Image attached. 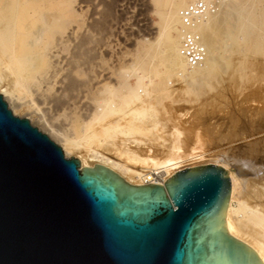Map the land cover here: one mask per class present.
Instances as JSON below:
<instances>
[{"label":"rangeland","instance_id":"1","mask_svg":"<svg viewBox=\"0 0 264 264\" xmlns=\"http://www.w3.org/2000/svg\"><path fill=\"white\" fill-rule=\"evenodd\" d=\"M229 5L225 23L218 22L217 30L210 31L220 64L212 76L201 81V87H185L190 70L171 67L174 51L161 37L167 24L175 32L181 0H62L65 14L73 13L76 18L62 29L60 46H55L58 34L53 29L55 40L47 44L46 64H40L47 83L38 88L23 78L18 90L21 107L1 95L14 115L26 116L38 125L64 155L63 139L77 143L79 147L66 159L81 162L85 150L116 158L123 146L120 139L134 136L144 153L147 149V157L164 161L178 131L177 145L187 160H182L180 171L206 165L236 168L244 187L253 194L254 177L247 173L248 165L260 167L264 176V0H230ZM169 15L173 19L168 21ZM71 33L81 44L76 54ZM3 72L5 81L12 83L14 76L8 70ZM139 76L147 82L141 95L148 116L134 121L137 103L124 101L123 85ZM70 77L77 81V88L68 91ZM136 122L142 123L145 134L128 133ZM102 129L113 138L99 135ZM191 153L205 157L188 161L186 155ZM154 165L150 162L149 168ZM261 198L260 205L264 203Z\"/></svg>","mask_w":264,"mask_h":264},{"label":"water","instance_id":"2","mask_svg":"<svg viewBox=\"0 0 264 264\" xmlns=\"http://www.w3.org/2000/svg\"><path fill=\"white\" fill-rule=\"evenodd\" d=\"M79 165L0 94V264H263L222 228L223 168L136 187Z\"/></svg>","mask_w":264,"mask_h":264},{"label":"bare ground","instance_id":"3","mask_svg":"<svg viewBox=\"0 0 264 264\" xmlns=\"http://www.w3.org/2000/svg\"><path fill=\"white\" fill-rule=\"evenodd\" d=\"M61 1L62 0H0V94H3L4 97H8L11 103L18 104L20 101L21 94L19 95L18 90H20L22 87L23 78L38 88L42 87L43 85L45 86V84L47 83L46 76L43 75V73L45 72V69L43 67H40V64L42 62L46 64L44 60H45V57L48 51L46 49L47 44L49 43V41L51 42L56 39L55 46H60L62 29H64L65 26H69L70 24H73L76 18L75 14L73 13L65 14V12L61 8ZM155 1H160V0H155ZM187 1L188 0H181V7H183L187 3ZM229 4H230V0H224L220 5L219 10L215 14L210 15L206 19V21H204L198 28V31L202 35L203 43L207 48V58L201 67H197L194 69H188L185 65L184 60L181 58V56L178 53L179 18L177 20V26H176L175 32H172L168 24L164 27L161 37L166 39L167 44H169L174 51V55L172 57V61L170 64L171 67L181 68L185 70L187 69V71L190 70V72L187 73L185 77V84H186V85L184 84L185 87L193 88L194 86H196L195 88H197V85H200L203 79H208L210 76H212L214 70L220 64L219 56L216 53L217 48L215 47L214 39L210 31L215 32L217 30V24H220L218 22L223 21L224 18H226L227 14L230 13ZM171 18L173 19V17L169 15L168 21ZM53 29H56L55 33L58 34L57 35L58 38L54 39V37L52 36ZM71 35H72L71 39L75 44V54H76L77 53L76 50L80 48L81 44L77 41V36L75 34L71 33ZM83 42L85 41L83 40ZM84 56H83V59H84ZM50 58H52L51 55H50ZM69 67L71 66L69 65ZM4 70H6V72L8 70L10 74L14 76V79H13L14 81L12 83H8L10 81L9 78H7L9 79L8 82L5 81L6 76H5V73L3 72ZM82 70L84 71V69ZM15 72L17 74L21 73V75L18 77L15 75ZM7 75L10 76L9 74ZM67 81H68V84L66 85L67 87L66 89L68 91H71L77 88V85H76L77 81L75 82L73 78L70 77L68 78ZM146 84L147 82L144 80V78L139 76L133 79V83H130V84L124 83L123 85L124 91L126 93V97L124 98V101L126 103H135V102L137 103L136 104L137 107L135 111L133 112L134 121H139L140 118L146 115V112L144 111V105L142 103V95H141L142 88L143 86H146ZM201 86L202 85H200V87ZM60 92L57 94L59 95ZM129 105L131 107V104ZM21 106L23 105H19V107ZM127 113L125 112V114ZM113 114L114 113L112 112V115ZM131 114L132 113H130V115ZM123 122H124V118H123ZM133 122L131 123L133 124ZM142 123H144V120L142 121ZM137 124L135 126L133 125L131 130L128 131V133L132 132L133 134V131L140 133L143 129L140 123L138 125ZM96 128L97 127H95L94 129ZM148 129L146 128V130ZM89 130H91V128ZM99 133H100L99 135L101 136H107L109 138L111 137L113 138L111 133L109 132L107 133L103 129L101 131L99 130ZM89 134H90V131H89ZM143 134L145 133L143 132ZM174 135H176L175 137L176 142H174V144L172 145L169 156L164 161L154 162V160L150 159L151 157L149 156L147 157V154H145L147 153L146 152L147 149L145 150V153H144L143 151L144 148L142 147L140 140L133 138L134 136L133 137L124 136L122 139H120L121 142L123 143V146L122 147L120 146L121 148L118 149L119 151H118V155L116 158L111 159L109 157H106V155L102 154L100 151L95 152L91 150L90 151L85 150L84 153L82 152L83 155L81 156V162H79L80 164L79 170L80 168L81 169L82 168H95L96 166H101V167H106L110 169L123 182H125L126 184L130 186L137 187V186H142V185H147V184H164L166 181L171 180V174H174L180 171L179 168L184 163L182 162L183 155H181L182 153L180 151L181 149L177 145L180 134L178 133V131H175ZM62 141L64 143V149H65L64 157L65 156L68 157L71 154V152L75 151L79 147L77 143L69 139H63ZM106 143L108 142L106 141ZM194 153H191L189 156L186 155L188 161L189 160L196 161L199 159H203L205 157V156L204 157L202 156L203 154L195 155ZM183 161L186 162L187 160L184 159ZM150 162H153L155 164L153 169L149 168ZM248 167L249 168H247V173L251 174L254 177L252 182L254 184L256 191H253V194L250 193L249 191L250 188L244 187V183H242V179H240L241 174L236 168L234 169V168L224 167L227 177L230 182V192H229V196L226 202V208H225L222 228L226 231V233L229 236H231L235 240L241 243H244V244L253 245L255 249L258 251L261 261L264 264V211H263L264 206H262V204L264 203L261 202V205H260V202H259L260 200L259 198H261L260 196L264 195V176L261 175L262 170L259 169L260 167L259 168L257 166L255 167L254 164L248 165ZM192 168L193 167L186 168V169H192ZM263 171H264V168H263ZM139 182H141L142 184H137ZM262 198H264V196ZM250 199L253 200L254 202L251 201L252 202L251 203ZM257 200L259 202L258 204L255 203V201L257 202Z\"/></svg>","mask_w":264,"mask_h":264},{"label":"built area","instance_id":"4","mask_svg":"<svg viewBox=\"0 0 264 264\" xmlns=\"http://www.w3.org/2000/svg\"><path fill=\"white\" fill-rule=\"evenodd\" d=\"M224 0H188L178 10L179 46L178 53L188 69L201 67L207 58L199 26L215 14Z\"/></svg>","mask_w":264,"mask_h":264}]
</instances>
